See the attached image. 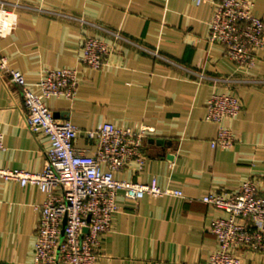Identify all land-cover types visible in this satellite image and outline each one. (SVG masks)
<instances>
[{
    "label": "crops",
    "instance_id": "crops-1",
    "mask_svg": "<svg viewBox=\"0 0 264 264\" xmlns=\"http://www.w3.org/2000/svg\"><path fill=\"white\" fill-rule=\"evenodd\" d=\"M0 50L29 82L48 68L75 67L76 97L49 98L58 118L81 129L110 120L116 126L153 132L147 155L116 177L134 182L153 178L184 196L166 194L140 200L117 194L118 212L104 236L98 264H209L218 247L208 228L216 213L201 197L234 192L256 179L264 195V49L249 70L227 57L225 48L207 39L214 3L219 0H3ZM264 18V0H253ZM85 36L113 46L100 70L80 60ZM234 91L243 109L227 121L235 135L231 148H213L218 124L205 118L213 92ZM19 88L0 74V127L5 148L0 164L38 171L46 162L45 138L24 120ZM77 145L95 150L80 134ZM45 193L0 177V264H36L34 247L39 206ZM244 264H264V253L241 249Z\"/></svg>",
    "mask_w": 264,
    "mask_h": 264
},
{
    "label": "built area",
    "instance_id": "built-area-1",
    "mask_svg": "<svg viewBox=\"0 0 264 264\" xmlns=\"http://www.w3.org/2000/svg\"><path fill=\"white\" fill-rule=\"evenodd\" d=\"M198 4L204 0H195ZM0 4L7 6L0 0ZM207 39L222 44L236 66L251 69L264 49V18L255 13L253 0H219L209 22ZM80 60L100 70L113 46L95 36H85ZM0 74L8 85H16L23 99L24 120L38 138H45L46 162L38 171L10 168L0 164V177L23 186L36 185L45 193L38 207L34 262L36 264H98L102 242L118 212L117 194L140 200L145 194L183 197V191L149 182L119 179L116 173L132 162L142 169L147 155L145 139L153 132L148 125L138 128L116 126L107 120L95 129H81L69 118H58L47 104L49 98L76 97L79 80L75 67L46 69L41 78L29 82L12 67L0 50ZM243 109L234 91L213 92L205 118L218 124L210 141L213 148H231L235 135L227 121ZM96 144L95 150L77 145L80 134ZM5 148V132L0 127V152ZM216 213L208 226L218 247L208 256L209 264H244L241 249L264 253V195L256 179H246L234 192L212 190L201 197Z\"/></svg>",
    "mask_w": 264,
    "mask_h": 264
}]
</instances>
